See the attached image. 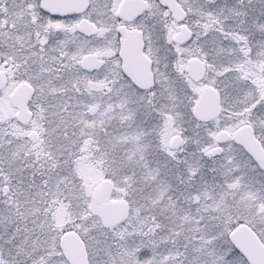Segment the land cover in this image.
<instances>
[{"label":"snow or ice","instance_id":"6c2138e0","mask_svg":"<svg viewBox=\"0 0 264 264\" xmlns=\"http://www.w3.org/2000/svg\"><path fill=\"white\" fill-rule=\"evenodd\" d=\"M0 264H264V0H0Z\"/></svg>","mask_w":264,"mask_h":264}]
</instances>
